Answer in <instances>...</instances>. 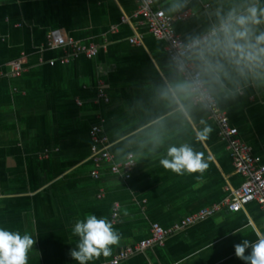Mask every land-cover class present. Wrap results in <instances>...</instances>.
Returning <instances> with one entry per match:
<instances>
[{
    "label": "crops",
    "instance_id": "0c3cea01",
    "mask_svg": "<svg viewBox=\"0 0 264 264\" xmlns=\"http://www.w3.org/2000/svg\"><path fill=\"white\" fill-rule=\"evenodd\" d=\"M254 2L154 0V7L171 16L189 11L175 29L191 42L208 37L228 11ZM136 9V0H0V74L15 60L24 67L19 77H0V227L33 236L27 264H79L70 255L79 239L72 228L88 214L107 218L121 237L109 256L88 264L110 261L121 248L149 238L152 223L173 226L221 203L243 182L216 123L204 105L193 102L191 84L165 42L139 19L122 23ZM255 27L264 30V24ZM51 29L97 44L98 54L50 65L70 53L47 47ZM133 37L141 43H132ZM190 60L264 163V67H238L219 55L202 59L198 48ZM96 124L109 139L113 162L133 153L130 179L114 174L110 164L99 178L92 176L90 131ZM181 145L203 154L209 167L202 175H177L160 165L170 147ZM115 203L120 211L114 221ZM258 235H264V212L250 203L191 225L122 264H245L234 246L242 239L255 242Z\"/></svg>",
    "mask_w": 264,
    "mask_h": 264
},
{
    "label": "built area",
    "instance_id": "2783aa9c",
    "mask_svg": "<svg viewBox=\"0 0 264 264\" xmlns=\"http://www.w3.org/2000/svg\"><path fill=\"white\" fill-rule=\"evenodd\" d=\"M136 2L137 9L130 17H122V23H126L131 19H139L152 36L165 42L166 51L177 70L191 84L193 102L204 105L208 109L210 117L216 123L221 137L227 143L235 171L243 177V182L239 188L233 189L221 203L206 206L173 226L164 227L158 222L152 223L149 238L121 248L110 261L98 264H122L150 248L162 247L172 235L223 210L236 213L242 211L250 203H256L264 212V163H261L254 155L251 146L242 140L238 128L232 125L229 116L220 108L215 95L208 89L202 73L190 60L191 52L195 49L191 45L195 40L185 41L175 29V23L187 19L191 13L184 11L171 16L162 9H156L154 0H136ZM113 29H116V26ZM130 41L134 44H140L142 40L133 37ZM47 47L70 50L67 56L60 57L58 60H51L50 65L56 64L57 61L66 64L72 57L79 55L94 58L99 52L97 44H86L71 37L66 38L59 29H51L48 32ZM23 71L22 61L15 60L11 62L10 70L5 74H0V77L16 78L21 76ZM100 96L105 97V100L108 101L103 92ZM90 138V159L94 165L92 171L94 178L100 177L101 170L107 164H110V170L114 174L125 180L132 177L136 162L133 153L128 154L123 162H113V155L109 149V139L100 124L92 126ZM119 211L120 205L115 203L113 207L114 221L118 219Z\"/></svg>",
    "mask_w": 264,
    "mask_h": 264
},
{
    "label": "clouds",
    "instance_id": "9594fccd",
    "mask_svg": "<svg viewBox=\"0 0 264 264\" xmlns=\"http://www.w3.org/2000/svg\"><path fill=\"white\" fill-rule=\"evenodd\" d=\"M181 6L173 5L174 8ZM260 24H264V0H256L242 9L233 8L228 11L208 37L204 40L196 39L191 47L199 49L202 59L206 54L219 55L238 67H264V30L255 27ZM204 138L205 135L200 136L201 140ZM159 163L164 169L177 175H202L209 167L203 154L190 145L170 147ZM124 214H128L126 209ZM220 222L218 219L217 223ZM72 232L79 239L70 255L79 264H88L101 255L109 256L110 246L118 244L121 238L107 218H98L94 214H88L77 221ZM34 242L33 236L28 232L21 234L19 231L0 227V264H27L28 253ZM234 247L236 256L244 260L245 264H264V235H258L255 242L242 239ZM249 248L250 252L245 255Z\"/></svg>",
    "mask_w": 264,
    "mask_h": 264
}]
</instances>
